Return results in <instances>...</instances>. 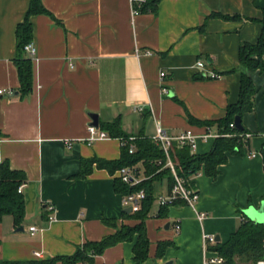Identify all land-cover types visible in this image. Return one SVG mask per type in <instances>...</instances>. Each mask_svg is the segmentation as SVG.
Listing matches in <instances>:
<instances>
[{"label":"crops","instance_id":"0c3cea01","mask_svg":"<svg viewBox=\"0 0 264 264\" xmlns=\"http://www.w3.org/2000/svg\"><path fill=\"white\" fill-rule=\"evenodd\" d=\"M28 1L0 0V89H10L0 92V160L25 173L22 220L15 225L9 213L0 218V264L71 254L86 239L97 240L120 222L131 223L121 214L127 205L112 188L117 167L110 172L91 163L89 171L78 175L80 159H114L120 151L119 137L107 133L86 142L87 112H96L98 121L118 115L126 133L140 131L148 137L156 122L170 134L183 128L203 131L187 115L218 118L235 101L237 46L253 41L260 29L258 21L245 17H259L264 5V0H157L153 10L132 13L129 0H40L48 13L29 14L35 49L31 56L24 51L31 61V83L20 94L12 62L13 29ZM216 11L239 17L209 15ZM196 59L205 68L195 66ZM206 69L218 75L209 76ZM251 80L253 104L240 114L249 133L243 149L227 153L213 177L201 169L191 174L198 194L192 206L177 197L162 216L156 215L158 202L154 211L148 210L143 220L146 258L138 264H201V235H212L207 247L224 242L245 216L241 208L264 198L259 153L264 141V66L251 72ZM160 85L167 87L166 93ZM212 139H197L193 151L205 152ZM251 150L252 155L247 153ZM136 165L141 179L145 175ZM160 179L153 181V195H161ZM197 211L205 215L198 219ZM162 240L169 243L157 256L155 246ZM131 245L118 240L86 264H132Z\"/></svg>","mask_w":264,"mask_h":264},{"label":"trees","instance_id":"16d2710c","mask_svg":"<svg viewBox=\"0 0 264 264\" xmlns=\"http://www.w3.org/2000/svg\"><path fill=\"white\" fill-rule=\"evenodd\" d=\"M157 0H141L139 4H134V10L151 11L155 8ZM35 12L48 13L40 0H29L28 5L23 14V19L17 21L14 26L15 37V54L12 62L15 65L16 77L18 78V86L16 92L25 94L30 89L31 83V61L24 54L23 44L30 40V22L29 14ZM219 15L224 18L239 17L237 13L231 15L220 13L218 11L211 12L209 15ZM246 19H255L260 23V29L253 41H241L236 50L238 59L239 79L238 93L233 103L226 104L224 112L218 118H204L200 120L196 117L187 115L189 120L202 126L212 127L213 131L220 135L213 137L210 148L205 152L197 153L189 151L185 144L177 145L172 142L168 147L169 156L175 166L176 172L185 179L186 183L191 184L189 179L191 174L202 170L205 175L213 177L218 172V165L223 162L227 153H236L241 151L247 141V137L243 135L244 128L238 129L229 126V122H233V115H240L243 111L250 110L253 104L252 94L255 85L251 80V72L255 69L262 70L264 66V5L260 7L259 17H245ZM98 127L105 130L107 135L119 137L121 144L119 146V154L114 159H106L103 157L90 156L80 159L79 176L90 170L91 163L95 166L105 167L112 172L114 168L120 165H133L138 168L137 163L141 165L143 178L138 182L128 185L121 181L118 176L112 177V188L120 194L130 192L142 188L143 198L140 200L139 207L130 212L121 211L123 217L132 219L131 223L120 222L115 230L111 233L102 235L97 240L83 241L77 245L71 254H55L47 258L25 259L23 261L10 259L2 260V264H54L57 260L60 264H76L80 261L83 264L90 263L95 254L101 253L104 247L114 244L118 240L131 241V257L132 264H138L146 258L148 241L145 235V226L143 220L149 213L151 202L154 198L153 181L165 177L167 180V190L169 189L172 179L170 171L166 166L156 164L155 160L163 159L162 150L159 149L150 139V137L142 134L140 131L136 133H126L120 127L118 115L110 120H99ZM227 133V134H223ZM132 147L128 150V144ZM259 153L261 161L264 164V141L260 143ZM25 179V173L21 169L10 167L7 159L0 160V218L2 214H10L15 225L19 224L23 218L24 200L21 191L17 190L18 184ZM177 199V198H176ZM176 199L171 202L174 203ZM170 202V203H171ZM167 203L161 204L156 209V215L162 216L166 213ZM103 222L113 225L114 220L102 217ZM231 231L224 242H214L207 248L214 250L223 257L221 262L212 264H252L255 259L263 255L262 241L264 238V222L252 221L243 216ZM169 241H158L155 246V255L159 256L163 252V248Z\"/></svg>","mask_w":264,"mask_h":264},{"label":"built area","instance_id":"2783aa9c","mask_svg":"<svg viewBox=\"0 0 264 264\" xmlns=\"http://www.w3.org/2000/svg\"><path fill=\"white\" fill-rule=\"evenodd\" d=\"M129 1H130V12L137 13L134 10L133 5L139 4L141 0H129ZM22 46L27 55L31 56L33 54L35 47L33 46L30 40L24 43ZM145 52H147V50H145ZM194 64L195 66L201 69L205 68L203 60L196 59L194 61ZM205 71H207L209 76L218 75L216 72L212 70L206 69ZM158 72L160 76H162L164 73L162 70H159ZM160 88L163 93L167 92V87H165L164 85H160ZM0 92H10V89H4V91L0 89ZM132 108L140 109V106L133 105ZM228 124L229 126H234L232 121H230ZM203 129L204 130L201 132H194L190 128H183V129L178 130L174 134H170L164 130L163 126L159 122L155 123L154 132L152 133L153 135L150 136V139L159 149L162 150V153H163V159L162 160L156 159L155 163L161 164L160 166H166L168 170L170 171L171 179H172V183L167 193L164 195L158 194L157 202L159 205L170 203L172 200L176 199L177 197L181 198L184 201V203L189 206H192L194 201L196 200L197 195H198L196 189L194 188L192 183L191 184L186 183L185 179H183V177L180 176L176 172L175 166L169 156L168 147L171 145L172 142H175L177 145L185 144L187 148L189 149V151H193L195 149L194 147H195V143L197 139L205 140V138L209 136L215 137V136L220 135V133L210 130V128L207 125H205ZM86 131H87L86 142H91L92 140H94V138L106 134L104 130L99 129L98 127H94L93 125L89 123L86 124ZM223 134H227V133H223ZM243 135L245 137H248L249 133L244 132ZM120 143H121V140H120ZM131 147H132V144L129 143L128 150H130ZM247 153L252 155L253 150L247 151ZM115 175L118 176L121 181H124L128 185L139 181V177L137 176L136 170L133 167V165L118 166L115 169ZM21 187H22V183L18 184L17 190L20 191ZM120 196H121V202L126 205H129L130 210L138 208L140 200L144 197L142 188H138L136 190H131L130 192L120 194ZM47 208L51 209V205L48 204ZM204 215H205V212L203 211L196 212V217L198 219L202 218ZM47 218L48 220L52 219L53 214L48 213ZM262 222H264V219ZM178 228H179L178 221H175L173 223V230L177 231ZM28 229L33 230L34 226L29 225ZM201 240H202V251H203L202 253L203 257H202L201 264H212V263L221 262L223 260V257L220 254H217L214 250L208 251L209 249L207 248V245L209 241H213L212 235L209 233L202 234ZM262 247L264 249V238L262 241ZM33 254L38 255L39 252L33 251ZM241 264H248V263L244 262ZM252 264H264V251H263V255L255 259V261Z\"/></svg>","mask_w":264,"mask_h":264},{"label":"water","instance_id":"95a60500","mask_svg":"<svg viewBox=\"0 0 264 264\" xmlns=\"http://www.w3.org/2000/svg\"><path fill=\"white\" fill-rule=\"evenodd\" d=\"M87 114L89 117L88 123L93 125L94 127H97L98 120H97L96 112L88 111ZM233 116H234L233 117L234 127L241 129L243 126L240 122V115L235 113V115ZM122 210L129 211L130 210L129 205L122 208ZM241 211L250 220L262 222L264 219V198L260 199L257 205L252 206L251 204H248L244 206L243 208H241Z\"/></svg>","mask_w":264,"mask_h":264},{"label":"rangeland","instance_id":"374dc122","mask_svg":"<svg viewBox=\"0 0 264 264\" xmlns=\"http://www.w3.org/2000/svg\"><path fill=\"white\" fill-rule=\"evenodd\" d=\"M251 134H253V132H251ZM251 134H250V136H251ZM248 139L250 141V137ZM249 144H250V142H249ZM160 185H161V194L164 195L165 194V190H166V180L163 179V178L160 179ZM155 193H156V191H154L155 197L153 198V200L151 202L149 211L150 210L154 211L156 209V207H157V195Z\"/></svg>","mask_w":264,"mask_h":264}]
</instances>
